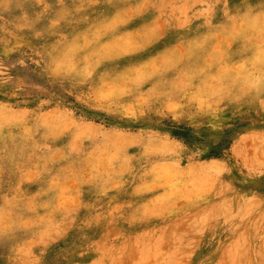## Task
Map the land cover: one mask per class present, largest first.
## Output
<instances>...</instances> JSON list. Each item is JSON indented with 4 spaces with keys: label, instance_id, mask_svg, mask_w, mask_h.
<instances>
[{
    "label": "rangeland",
    "instance_id": "1",
    "mask_svg": "<svg viewBox=\"0 0 264 264\" xmlns=\"http://www.w3.org/2000/svg\"><path fill=\"white\" fill-rule=\"evenodd\" d=\"M0 264H264V0H0Z\"/></svg>",
    "mask_w": 264,
    "mask_h": 264
},
{
    "label": "bare ground",
    "instance_id": "2",
    "mask_svg": "<svg viewBox=\"0 0 264 264\" xmlns=\"http://www.w3.org/2000/svg\"><path fill=\"white\" fill-rule=\"evenodd\" d=\"M95 191V190H94ZM94 193V192H93Z\"/></svg>",
    "mask_w": 264,
    "mask_h": 264
}]
</instances>
